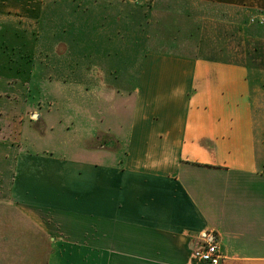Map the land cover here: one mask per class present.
I'll return each instance as SVG.
<instances>
[{
    "label": "crops",
    "instance_id": "1",
    "mask_svg": "<svg viewBox=\"0 0 264 264\" xmlns=\"http://www.w3.org/2000/svg\"><path fill=\"white\" fill-rule=\"evenodd\" d=\"M41 7L0 0V15ZM150 9L176 26L136 67L108 39L100 65L85 50L84 130L37 113L14 134L25 87L0 77V264H206L205 233L222 264H264V0Z\"/></svg>",
    "mask_w": 264,
    "mask_h": 264
},
{
    "label": "rangeland",
    "instance_id": "2",
    "mask_svg": "<svg viewBox=\"0 0 264 264\" xmlns=\"http://www.w3.org/2000/svg\"><path fill=\"white\" fill-rule=\"evenodd\" d=\"M151 5L152 0H43L40 20L0 15V77L23 83L26 95L20 97L18 90L7 100L12 103L13 120L7 124L13 125V133L24 116L28 124H36L37 113H46L49 123L62 118L66 134L73 132L68 127L74 122L84 130L85 50L88 55L92 47V61L98 63L108 39L110 49L124 50L121 62L136 67L144 51L164 48L146 46L152 42L148 38L163 37L165 27L176 26V21L152 11ZM54 112H62L61 117Z\"/></svg>",
    "mask_w": 264,
    "mask_h": 264
},
{
    "label": "built area",
    "instance_id": "3",
    "mask_svg": "<svg viewBox=\"0 0 264 264\" xmlns=\"http://www.w3.org/2000/svg\"><path fill=\"white\" fill-rule=\"evenodd\" d=\"M252 22H259L264 24V18L252 19ZM192 258L195 261L203 262L206 264H222L223 256L220 250L219 243L215 236L205 233L202 237V242L194 248Z\"/></svg>",
    "mask_w": 264,
    "mask_h": 264
},
{
    "label": "water",
    "instance_id": "4",
    "mask_svg": "<svg viewBox=\"0 0 264 264\" xmlns=\"http://www.w3.org/2000/svg\"><path fill=\"white\" fill-rule=\"evenodd\" d=\"M34 116H37V115H34Z\"/></svg>",
    "mask_w": 264,
    "mask_h": 264
}]
</instances>
